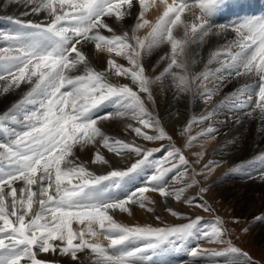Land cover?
Wrapping results in <instances>:
<instances>
[{"label":"snow or ice","instance_id":"1","mask_svg":"<svg viewBox=\"0 0 264 264\" xmlns=\"http://www.w3.org/2000/svg\"><path fill=\"white\" fill-rule=\"evenodd\" d=\"M24 2L32 6L34 14L46 12L47 22L16 20L18 31L0 34L8 42L6 47L0 48V81H5L2 90L7 92L21 84L31 85L17 106L23 107L22 114L12 112L4 117L17 122L19 115L23 130L14 132L10 142H0V264H22L25 259L28 264H47L38 258L39 253L68 256L75 261L77 254L85 249L95 254V264H143L148 259L145 253L149 250L154 251L173 240L183 242L192 238L200 223L199 218L171 228L125 227L114 221L109 214L111 210L128 212L126 205L137 200L144 207L143 194L150 190L149 187H141L125 199H114L108 193L118 188L125 177L148 163L153 150L121 141L110 143L97 127V121L107 119L113 113L93 118V112L111 100L120 105L116 116L122 117L130 112L144 128L156 131L155 135H148L137 127L134 129L137 136L147 141L171 140L159 126V121L147 112L139 94L146 93L151 99V85L155 82L146 75L143 61L155 46L167 42L171 45V63L167 71L173 66H183L177 61V49L182 42L174 38L173 29L183 24L181 17L189 9V0H172L171 3L168 0ZM158 3L163 6V11L152 24L145 17ZM219 3L220 0H200L201 15L190 26L183 24L185 36L200 40L208 36L213 28L209 18ZM133 8L137 10L135 14ZM128 16L134 20L131 35L122 30L118 34L108 22L109 19L124 21ZM149 27L147 35H137L141 29ZM220 29L228 31L229 26L221 25ZM104 30L110 35L103 34ZM231 31L236 38L226 53L230 59H225L215 71L201 73L197 79L208 81L209 77H216L222 81L225 73L228 76L254 74L259 77L258 100L264 102V18L235 23L231 25ZM86 45H92L96 52L108 54L105 71H97L91 66V59L84 51ZM233 46L240 51L233 53ZM219 56V53L213 54L212 59H219ZM118 57L124 58L130 67L119 63ZM72 72L82 74L71 75ZM106 74L129 78L132 84L138 85L139 93L127 84L110 82ZM179 83H185L184 77H179ZM213 94L208 90L204 96L210 100ZM248 101H252V94H249ZM256 107L264 111V103H256ZM212 116L213 113H209L193 123H203ZM190 128L191 124H188L186 131ZM213 131L211 127L207 128L208 133ZM97 137L103 139L104 147L117 155L134 152L142 159L127 171L112 170L107 175H95L83 165L76 164L75 159H69L74 157V146L84 148L95 143ZM195 139L190 137L188 144ZM177 156L180 163L187 166L188 161L179 149L168 151L164 162ZM92 162L108 164L98 152ZM157 165V174L149 181L151 190L162 196H174L179 201L185 189L169 192L160 181L170 169L160 170V161ZM17 181L23 182L19 189L15 186ZM192 183H195L194 179ZM34 186L36 190H33ZM34 203L38 204L35 212ZM200 206L210 210L206 205ZM172 215L177 213L172 211ZM73 221L80 225L87 222V225L76 232ZM94 226H98V230ZM200 235L210 243L227 245L223 251L204 250L210 256L235 254L224 264H253L247 253H241L230 241L222 239L223 227L218 219ZM99 236L108 240L107 248L98 239L86 238ZM131 241H144V244L134 249L126 248V242ZM199 251L193 249L191 255L195 257Z\"/></svg>","mask_w":264,"mask_h":264},{"label":"rangeland","instance_id":"2","mask_svg":"<svg viewBox=\"0 0 264 264\" xmlns=\"http://www.w3.org/2000/svg\"><path fill=\"white\" fill-rule=\"evenodd\" d=\"M193 3H195L194 8L198 10L200 0H189V4ZM229 5L232 9L233 4L231 3ZM223 11V8H221L219 10V14L226 16L227 13H224ZM200 15L201 11L199 13V16ZM160 45L161 44H159L158 47ZM192 45L193 44H191L188 48V55L186 52L184 53V55L188 58L190 57L189 54L191 53V47H193ZM167 51L170 53L169 55H171V46H169V43L165 42L163 49L165 54L162 56L165 59H162L163 61H161V63L170 61V56H167ZM232 52L236 53L235 51ZM226 58H229L226 54L221 55L219 59L211 62V66L207 65L205 69L215 71V69L222 66L220 62L223 63ZM194 67L195 66H192V69H194ZM249 74L251 73L240 76H228L227 73H225V79L222 81L218 80L216 77H209V80L205 81L208 83V86L210 84L214 86L213 88L217 90L218 97L220 95L222 96L217 103L213 104V116L211 120H209V126L203 127L202 125L200 130L196 131L194 129L195 126L191 124L190 130L186 131V127L185 132H180L179 128H181L182 125H180L181 123H178L179 127L175 124L171 129H168V131L167 129H164L167 135L171 137V140L163 139L158 141H143L144 145H141V148L153 151L152 156L149 157V162L146 163L147 165H143L138 171L141 170L142 172L143 169H145L146 171H150L151 174L156 175L157 169H155L156 166L154 165L157 164L158 161L162 163L160 170H163L166 167L170 168L173 165H176V163L179 165L174 167L176 169L183 165L180 163L178 156L170 162H164V157L168 152L166 147L169 143H173L175 145V149H179L180 153L183 154L185 159L188 161L187 166L183 168V170H185V176H182V178H187V180L177 181L175 177L178 175L179 171H176L177 173H171L169 175L167 173L166 179L169 180L168 184L172 181L173 185L183 184L184 187H186L191 184L192 186L187 187L188 189H186L189 194H191L189 198L185 200L180 199L179 201L176 200L175 197L170 198L172 206L163 208L165 216H156L151 222H148V225L141 224L138 227H180L199 218L200 223L197 225L196 229H194V235L192 237L195 241H197V237L200 233L205 231V229H210L211 223L218 219L223 227L222 238H224L225 241V238H228V241L231 242L232 246L239 248L241 253H247L253 264H264V219H262L264 218V111H261L259 107H256V103H263L258 100L257 85L259 83H253V79H243ZM197 77L194 80L196 82L199 81ZM253 77L257 76L253 75ZM119 84L122 83L119 82ZM249 94H252L251 102L248 101ZM141 98L144 101V106L150 115L156 116L157 113L159 114L161 112L163 103L161 100L156 98V96L152 95V98L148 99L146 93H143ZM105 106L106 105L102 104L93 114V118L98 116L103 117L104 114L108 112H114L113 114H115L117 110L120 109V105L114 102L110 107ZM127 115L128 113L122 117L124 118ZM102 120L103 119L99 122ZM99 124L97 122V127H99ZM140 126L142 127L141 124ZM131 127L132 126L127 125L120 129L124 134H128L125 130ZM209 127H213L214 132L203 133V131ZM100 129L102 130V127H100ZM142 129L147 132L148 135L156 134V131L153 128L146 129L142 127ZM216 134L217 137L215 136ZM106 136H108V139L117 138V141L120 140L123 143L132 144L133 146H136L135 144H137L132 139H123L122 136L120 137L112 133H109ZM212 136L216 137V142L214 144H208V138H212ZM190 137H196V139L189 145L188 140ZM0 139L7 143L12 139L11 134L4 130L1 125ZM96 142L97 145L103 147V139H97ZM217 147H221L223 149L230 148V151L241 149L240 151L242 154L231 165H223V159L215 158V152L213 151L218 149ZM77 151L76 146H74V153L76 152V156L79 154ZM205 165L208 166L207 169L205 168ZM149 168H151V170ZM137 173H132L130 175L132 178L134 177L133 181L136 182L134 184L135 187H138L137 185L139 184ZM130 176L125 178L123 182H126ZM191 177L195 180V184L192 183ZM164 180L165 179L161 181ZM229 181L232 182L228 183ZM231 183H233V185H229ZM201 189H204V191H201ZM5 191L7 193L8 189L6 188ZM204 196L209 198L210 203L207 205L202 200V197ZM162 199L163 198H161V201ZM189 201H192V203H189ZM200 205H206L210 210L206 211L205 208ZM36 206L37 205H35V208ZM172 211H175L177 215L173 216ZM192 238L183 242L173 240L172 243H165L154 251L149 250L145 253V255L147 254L148 259L143 261V264H224L226 259L235 255L229 254L226 257H213L210 256L208 252L204 251H223L227 247L226 244L214 243L212 247H197L198 245H196V247L190 249L187 243L188 240H192ZM108 244L109 242L105 243L106 248L108 247ZM130 244L126 242L125 247L128 249L142 247L144 241H135ZM193 249L200 250L198 255L195 257L191 255V251ZM81 253H83V257H80L81 259H76L78 262L77 264L81 263V261H86L87 258H89L88 261H91L95 256V254H91L89 249H85L83 252L78 254ZM40 256L41 255L39 253L38 258L46 261L47 264L74 263V261L67 260L65 258L61 260L62 262L57 263L56 261H51L50 259H43ZM238 258L243 260L242 256H239ZM96 259L97 257L95 256L92 261L94 262ZM22 264H28L27 259L22 261Z\"/></svg>","mask_w":264,"mask_h":264},{"label":"bare ground","instance_id":"3","mask_svg":"<svg viewBox=\"0 0 264 264\" xmlns=\"http://www.w3.org/2000/svg\"><path fill=\"white\" fill-rule=\"evenodd\" d=\"M168 2L171 3L172 0H168ZM195 3L189 4V9H186L184 14L182 15L181 20L183 21V24H187L190 26L193 22L196 21L197 17H199V13L201 10L200 8L198 10L194 8ZM231 3L233 4L232 9H231V6L229 5ZM249 3H250V0H233V1L220 0V3L218 4L214 14L209 18V23L213 25L212 31L210 32L208 36L204 37L203 40H200L198 38L193 39L191 37H186L183 24L174 28L173 29L174 38L182 42L181 45L177 49V53H178L177 61L178 63L183 65L182 67L173 66L171 71H167L169 69V65L171 61H167V62L165 61L164 63H161V61H163L162 59H165L164 57H162L165 54L163 52L165 43H162L159 47L155 46L152 49L151 53L144 58L143 62H144V66L146 69V75L152 77V79L155 81L151 85L152 95L156 96V98L161 100L163 103V108L161 112L159 111L160 113L159 114L157 113L158 115L156 114V116L151 115L155 120L159 121V126L163 127L164 129H167L168 131V129H171L175 124L178 125V123H181L180 125L182 126L181 128H179V131L185 132V129L188 126V124H193L195 126L194 129L196 131L200 130V127H202V125L203 127L210 125L209 120L203 123H193V121L194 120L198 121L200 120L201 117L206 116L209 113H213V104L217 103L218 100L221 99L222 96L220 95L218 97L217 90H215V88H213L214 86H212L211 84H210L211 86L210 85L208 86L207 85L208 83H206L205 81H202L201 79H199L198 82L194 80L201 73L209 71V69L207 70L205 69V67L207 65L211 66V63L209 61L210 60L211 62L213 61L212 59L213 54L219 53L221 56L227 53L229 46L232 45V41H234L236 38L235 33L231 31V25L238 23V22L237 21L234 22L233 18L235 16L240 17L241 14L242 15L247 14V19L254 18L253 15H248L250 14L249 6H248ZM31 7L32 6L26 4L24 0H19V2L18 0H0V34L14 33L18 31L19 25L15 23L16 20L32 21L34 23L35 22L46 23L47 13L41 12L39 14H34L31 12ZM221 8H223L224 13H227L226 16L219 14V10ZM136 11L137 10L135 8L132 9V12L134 14L136 13ZM162 11H163V6L159 5L158 3L157 7H153L146 14L145 18L150 20L152 24H154L158 16L162 13ZM25 13H28V14H25ZM220 20H224V21H220ZM108 22L114 27V29L117 31L118 34H120L122 30V31L128 32L129 35H131L130 28L134 27V20L132 16L125 17L124 21H120L118 19L117 20L109 19ZM221 25H227V26L229 25V30L222 31L220 29ZM148 31H150V27L141 29L137 33V35L143 37L147 35ZM213 33H216V34H213ZM103 34L110 35V33H108L107 30H104ZM191 44H193L192 45L193 47H191L192 50H191V53L189 54L190 57L188 58L187 56L184 55V53L186 52V54L188 55V52H189L188 48ZM7 45H8V42L3 39L2 35H0V48L6 47ZM169 46L171 45L169 44ZM84 51L86 55H89L91 59L92 67H94L97 71H101V72L105 71L106 62H107V59L109 58L107 53H99V52L94 51V48L92 45H86L84 48ZM231 51L239 52L240 49L233 46L231 47ZM169 54L170 53L168 52L167 56H170ZM226 59H230V57ZM117 60L119 63L124 64L125 67H130V65H128L127 61L124 58L118 57ZM220 64L222 65L221 62ZM192 66H195L194 69H192ZM70 74L78 75L82 73L72 72ZM106 75L108 76L109 81L113 83L120 82L122 84H127L129 87H132L134 91H137L139 93L138 85L132 84L129 78L127 77L116 78V77L111 76L110 74H106ZM253 75L254 74L246 75L243 79H247V80L253 79L252 80L253 83L254 82L259 83V77L258 76L253 77ZM157 77H159L158 80L156 79ZM179 77H184L185 79L184 84L179 83ZM4 84H5V81H0V125L2 128H4V130H6L7 132L11 134L12 139H13L14 132L23 130L22 122H20L19 120V115H18L17 122H13L10 118L4 119V117L6 115H9L12 112H17L18 114H22L23 107L18 108L17 106L25 98L27 92L31 88V85L21 84L19 87L11 88L9 89V91L4 92L2 90ZM208 90H211L214 93L210 100L206 99L204 96V93ZM139 94L142 97L143 93H139ZM112 104H113V101L111 100L104 103V105H106L105 107L107 106L110 107ZM27 107H31V106H27ZM94 113L95 111L93 112V114ZM99 121L100 120L97 121L98 124L100 123L98 126L99 128L102 127L101 132L103 133L104 137H108L106 135L109 133H112L120 137L122 136L123 139L127 138L130 140L131 139L134 140L137 143L135 144L136 146L141 147V145H144L143 137L137 136L134 131V129L137 127H140L141 130L144 131L142 129L143 126L142 127L140 126L138 122L139 120L133 118L130 112L124 118L123 117L118 118L117 116H115V114H113L111 117L107 119H103L101 121L102 123ZM127 125H130L132 127L125 130L128 132V134H124L120 128H124ZM204 132L207 133V129L203 131V133ZM215 136L217 137V134ZM215 136H212V138H208V144H214L216 142ZM97 139H102V138L97 137L96 141ZM109 141L110 143L115 142L117 141V138L109 139ZM0 142H5V141L0 139ZM198 143H201V142H198ZM124 144H128V143H124ZM129 145H132V144H129ZM76 148L78 150L77 152L79 153L77 156L75 155L76 152L74 153V157L76 156L75 158L76 164L83 165L89 171L94 172L95 175H107L108 172L112 170L127 171V169L131 167L133 163H136L138 160L142 159L141 156H137L134 152L123 154V155H117L115 152L109 151L108 148L97 145V142L93 144H89L85 146L84 148H81L79 145H77ZM166 149L168 151H171L172 149H175V145L173 143H169ZM229 149H223L219 147L218 149L213 151L215 152L214 153L215 158L223 159V162H222L223 165H228V166L231 165L242 154V152L240 151L241 149L236 150V151H230ZM73 152H74V149H73ZM97 152L100 155L104 156V158L108 161V164L104 165V164L92 162ZM74 157H69V159H74ZM176 165L175 167L179 166V165L177 166ZM154 166H156L155 169L158 168L157 164H155ZM62 167H64V165H62ZM184 167L185 165H181L177 169L174 168L173 166L170 168L168 167L166 168L170 169V171L167 172L168 175L171 173L172 174L177 173L179 171L178 175H176L175 178L177 181H183L185 179L187 180V178H182V176L185 174V170H183ZM149 169L151 170V168ZM167 173L162 178V180L163 179L165 180L160 181V183H162L163 186H165L169 192H174L178 189L184 188L185 191L181 197V200H185L189 198L191 194H189V192L186 190L188 188L184 187L183 184L173 185L172 181L168 184L169 180L166 179ZM137 175L139 179V184L137 185L138 187H135L134 185L136 183L133 181L134 177L132 178L130 176V178L127 179L126 182L122 181L118 188H115V189L113 188L108 193V196L114 199H125L128 194H130L133 191H136L137 189L141 187L150 188L148 192L143 194L144 207H141L139 204V201L137 200V202H129L128 205H126L129 209L128 212H121L119 210H111L109 212V214L112 215L116 223L122 226H125V227H138L141 224L148 225V222H151L156 216H159V215L165 216L163 208L172 206L170 198L172 197L174 198V196H162L160 195L158 191L151 190L149 181H150V177L155 174H151L150 171H146L145 169H143L142 172L141 170L138 171ZM192 181H193V178H192ZM73 182L75 183V181ZM230 182L232 181H229L228 183ZM127 184H128V187H127ZM22 185H23L22 181H17L15 183V186L18 189L22 187ZM229 185H233V183ZM33 190H36L35 186ZM160 197L163 198L162 201ZM202 200L204 203H206V205L210 203L208 197L204 196L202 197ZM35 205H37L36 208H35ZM33 211L34 212L38 211V204L34 203ZM86 225H87V222H85L84 225H80L78 222L73 221L72 227L74 231L78 232L81 228H85ZM94 227H96L98 230V226H94ZM86 238L90 240H94V241L98 239V241L101 244H104L103 245L104 247L106 246L105 243H108V240L104 239L103 236H99L98 238H92V237H86ZM197 239H196L197 241H195L193 238L192 240H188L187 244L190 249L196 247V245H198L197 247H201V246L202 247H212L214 244V243L208 242L206 239H204L200 235L197 237ZM222 239L224 240V238ZM225 239L226 241H228V238H225ZM78 242L79 241H74V243H78ZM134 242L135 241H131V242H128V244L134 243ZM56 243H59V242H56ZM40 255H41L40 257H42L43 259H50L51 261H56L57 263L62 262L61 260H63L64 258L67 260H71L68 256H58V255H53L51 253H48V254L40 253ZM82 255L83 253L78 254L79 257L77 256V258L83 257ZM94 258L95 256L93 257L92 260H94ZM88 259L89 258H87V260L85 259L86 261L84 262L81 261V263L79 264H95V261L93 262L91 259H90L91 261H88ZM77 263L78 262L76 260L74 261L73 264H77Z\"/></svg>","mask_w":264,"mask_h":264}]
</instances>
